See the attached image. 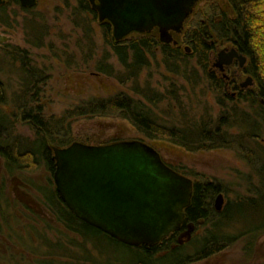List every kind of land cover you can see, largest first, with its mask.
I'll use <instances>...</instances> for the list:
<instances>
[{"label":"rangeland","instance_id":"1","mask_svg":"<svg viewBox=\"0 0 264 264\" xmlns=\"http://www.w3.org/2000/svg\"><path fill=\"white\" fill-rule=\"evenodd\" d=\"M205 3L200 0L196 6L202 8ZM76 5L75 0H37L34 7L25 11L15 0H8L0 8V80L6 94V104L0 108L12 118L17 136L34 139L36 128L22 117L31 108L32 113L45 120H57L66 110L93 97L126 93L143 99L131 82L121 84L114 75L97 71L101 63L112 65L114 72L122 71V67L105 43L98 16L76 11ZM177 39L184 57L175 59V63L168 61L167 66L160 49H155L150 65L138 77V88L149 87L158 94L157 104H148L163 123L178 127L211 124L221 112L219 99H228L231 90L225 95L213 87L197 65L190 46L183 44L181 36ZM225 47L232 46L217 45L215 52ZM215 62L211 56L209 66L216 68ZM246 75L241 76V82L246 81ZM247 88L255 89V82ZM233 100L238 107L248 105L237 98ZM261 128L258 143L264 148V125ZM70 134L72 142L89 145L110 144L114 140L143 141L183 176L194 182L220 183L223 204L220 212L215 210L216 220L224 218L222 213L227 207L229 213L237 204L256 198L253 191L259 188L258 176L234 149L189 151L165 141L150 140L118 117L74 119ZM53 187V175L43 165L30 172L10 174L0 158V264H105L106 259H112L105 247L99 250V245L68 231L57 221L47 199ZM262 199L248 206L247 218L238 214L223 223L221 229L230 237V244L192 264H264V230H256L263 213ZM211 227V223L201 225L195 234L187 228L180 235V244L198 242L204 230ZM186 250L191 253L194 247L189 245Z\"/></svg>","mask_w":264,"mask_h":264},{"label":"trees","instance_id":"2","mask_svg":"<svg viewBox=\"0 0 264 264\" xmlns=\"http://www.w3.org/2000/svg\"><path fill=\"white\" fill-rule=\"evenodd\" d=\"M75 1L76 11L97 16L89 0ZM197 7L179 34L183 44L190 46L197 65L208 74L209 79L213 78V74L207 72L209 54L217 45H231L243 55L246 58L244 73L251 76L256 84L253 93L246 90L240 92L238 101L247 103L246 107H238L231 98H221L218 101L221 112L211 124L203 122L195 127H178L159 121L149 106H155L159 96L149 87L139 89L138 77L150 65V55L155 49H160L165 64L170 66L169 62L175 63V59L184 57L182 48L163 44L154 35L138 33L117 42L113 37L112 26L107 22L100 23L105 43L117 58L122 71L114 72L112 65L102 63L98 64L97 71L114 75L121 84L131 82L135 85L134 91L147 103L126 93L105 98L93 97L66 110L57 120H45L40 114L32 113L31 108L22 117L36 128L34 139L15 135L12 118L0 108V158L4 160L6 170L10 174L16 171L30 172L43 165L53 173L55 165L52 147L63 148L73 143L70 129L74 119L118 117L130 122L150 140L165 141L189 151L217 148L236 150L259 179V188H254L253 191L256 198H248L245 203L237 204L229 212L247 218L249 214L245 212L248 211V206H254L257 199L264 198V148L258 143L262 133L261 126L264 125V0H206L202 8ZM22 60L25 62L24 58ZM212 82L209 81L213 87L223 91L225 83L215 80ZM5 98V88L0 80V105L6 104ZM253 143L257 146L254 147ZM50 184L52 186L51 179ZM221 189L218 182H195L192 202L186 210L181 230L154 246L140 247L125 245L77 218L64 205L54 187L47 199L51 212L68 231L94 242L95 246L99 245V250L105 247L103 249L107 250L109 258L112 257L111 260L106 259L105 264H192L222 251L230 244V237L222 232V220H216L212 206L214 195ZM262 200L264 203V199ZM228 208L223 213H228ZM262 210L256 230H264V205ZM206 223H211L212 227L204 230L205 234L198 242L193 240L180 244L178 236L181 232L191 228L195 234L197 228ZM189 245L194 247L191 253L186 250Z\"/></svg>","mask_w":264,"mask_h":264},{"label":"water","instance_id":"3","mask_svg":"<svg viewBox=\"0 0 264 264\" xmlns=\"http://www.w3.org/2000/svg\"><path fill=\"white\" fill-rule=\"evenodd\" d=\"M31 8L37 0H19ZM200 0H89L100 23L112 25L119 42L158 28L171 44ZM5 1L0 0V5ZM172 32V33H171ZM176 44V42H174ZM218 67L245 57L236 49L218 54ZM251 83L248 78L244 86ZM53 181L64 205L80 220L132 247L154 246L179 230L193 197V182L168 167L160 154L139 140L106 145L73 142L52 147ZM223 195H217L220 211Z\"/></svg>","mask_w":264,"mask_h":264},{"label":"flooded vegetation","instance_id":"4","mask_svg":"<svg viewBox=\"0 0 264 264\" xmlns=\"http://www.w3.org/2000/svg\"><path fill=\"white\" fill-rule=\"evenodd\" d=\"M5 2L2 4V5H0V8H3L6 4H7V2H8V0H4ZM15 1H17L19 4H20V1L19 0H15ZM36 3H37V1H36ZM36 5V4H35ZM34 5V6H35ZM20 6L23 8V9H30V8H26V7H23L21 4H20ZM33 6V7H34ZM92 7V6H91ZM32 8V7H31ZM97 14V13H96ZM104 23V22H103ZM107 23H109V22H107ZM110 24V23H109ZM111 25V24H110ZM112 26V25H111ZM172 33V32H171ZM133 34H136V33H133ZM132 35V34H131ZM142 35H154L155 37H158V40L160 41V35H159V29L158 28H154V29H152L151 30V32H149V33H144V34H142ZM130 36V35H129ZM177 36H179L180 37V35H177V34H175V33H172V37H173V42L171 43V44H169V45H174V46H177L178 45V43H179V40L177 39ZM127 38V37H126ZM174 42H176V44L174 43ZM216 49H217V47H215L214 49H213V51H211L210 52V54H209V58L212 56V58H213V56H214V58H215V63L213 64V66H215L216 68H211L210 66H209V68H208V73L209 74H213V78L211 79V77H210V79L208 78V74L207 73H205V75H206V78H207V80H209V81H219V82H222V83H225V85H224V89H223V92H225V91H228V90H231V93H230V95L228 96L229 98H231V99H233V98H237V99H239V95H240V92H241V90H246V91H251L252 93L255 91V89H250V88H247L249 85H253L254 84V80H253V78L251 77V76H249V75H246L247 76V78H246V81H247V79L248 78H251V83L250 84H247V85H245L244 86V84H245V82L244 81H240V78H241V76L243 77L244 75H245V73H244V67H245V65H246V60H245V62H244V64H243V66H241L240 65V60L239 59H233V61L229 64V65H222L221 67H218L217 66V64H218V54L220 53V51H222V50H230V49H235V48H233V47H230V48H227V47H225L224 49H222V50H220V51H218L217 53L215 52L216 51ZM240 54V53H239ZM246 59V58H245ZM216 72H218L217 74H216ZM214 79V80H213ZM213 83V82H212ZM213 86H214V83H213ZM246 87V88H245ZM216 88V87H215ZM220 91V90H219ZM226 93L227 92H225V95H226ZM233 97V98H232ZM54 154V153H53ZM161 156V155H160ZM162 158V157H161ZM162 160H163V158H162ZM53 161H54V159H53ZM164 161V160H163ZM165 162V161H164ZM165 164L168 166V167H170L171 168V166L170 165H168L166 162H165ZM54 165H55V161H54ZM55 171V170H54ZM54 173V172H53ZM53 173H52V175H53ZM179 173V172H178ZM180 174V173H179ZM182 175V174H181ZM190 179V178H189ZM193 181V180H192ZM194 181H193V191H194ZM55 185V184H54ZM55 190H56V188H55ZM217 194V193H216ZM215 194V196L217 197V195H219V194H221V193H219L218 192V194L216 195ZM216 197H215V199H216ZM213 199H214V197H213ZM213 201V200H212ZM212 205H213V202H212ZM213 209L215 210V205H214V207H213ZM220 212V211H219ZM222 215L224 216V218L222 219V224H221V226H224L223 225V223L224 222H229V221H232V216H234V215H238V214H236V213H222ZM222 215H221V217H222ZM216 216V215H215ZM240 216V215H239ZM221 219V218H220ZM182 228V227H181ZM181 228L179 229V230H177V231H180L181 230ZM176 232V231H175ZM183 233L184 232H181L180 234H179V236H178V241H180V239H181V236L180 235H183ZM173 234V233H172ZM171 234V235H172ZM170 235V236H171ZM168 238V237H167ZM166 239V238H165ZM164 240V239H163ZM162 242V241H161ZM213 255H215V254H213ZM212 256V255H211Z\"/></svg>","mask_w":264,"mask_h":264}]
</instances>
